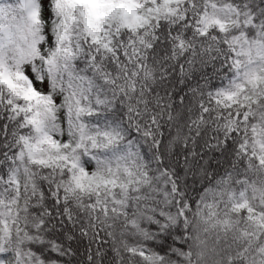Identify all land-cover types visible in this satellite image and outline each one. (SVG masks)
<instances>
[{
	"label": "snow or ice",
	"instance_id": "1",
	"mask_svg": "<svg viewBox=\"0 0 264 264\" xmlns=\"http://www.w3.org/2000/svg\"><path fill=\"white\" fill-rule=\"evenodd\" d=\"M0 264H264V0H0Z\"/></svg>",
	"mask_w": 264,
	"mask_h": 264
}]
</instances>
